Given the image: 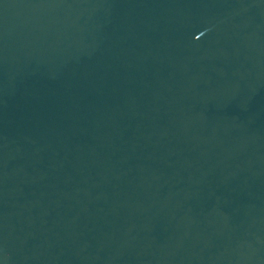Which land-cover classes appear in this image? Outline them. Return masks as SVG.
Masks as SVG:
<instances>
[{"label":"water","instance_id":"95a60500","mask_svg":"<svg viewBox=\"0 0 264 264\" xmlns=\"http://www.w3.org/2000/svg\"><path fill=\"white\" fill-rule=\"evenodd\" d=\"M0 264H264V0H0Z\"/></svg>","mask_w":264,"mask_h":264}]
</instances>
